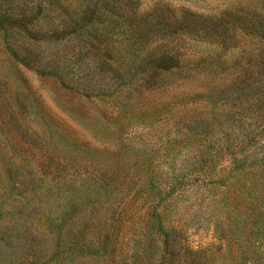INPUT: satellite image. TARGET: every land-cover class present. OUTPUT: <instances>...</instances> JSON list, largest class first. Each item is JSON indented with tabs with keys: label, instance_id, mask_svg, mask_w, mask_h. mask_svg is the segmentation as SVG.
<instances>
[{
	"label": "rangeland",
	"instance_id": "374dc122",
	"mask_svg": "<svg viewBox=\"0 0 264 264\" xmlns=\"http://www.w3.org/2000/svg\"><path fill=\"white\" fill-rule=\"evenodd\" d=\"M260 151L264 0H0V264H264Z\"/></svg>",
	"mask_w": 264,
	"mask_h": 264
},
{
	"label": "trees",
	"instance_id": "16d2710c",
	"mask_svg": "<svg viewBox=\"0 0 264 264\" xmlns=\"http://www.w3.org/2000/svg\"><path fill=\"white\" fill-rule=\"evenodd\" d=\"M180 66L173 64L169 66V69L179 68ZM230 159V160H229ZM230 165L220 164L214 166L212 169L211 166L206 165L200 171L198 175V184H193V189L196 191V197H192L194 199H203L206 201L207 206L211 207V211L213 208L218 211L221 209V205L223 206L226 217L221 220L216 219V222L222 221L225 223L224 225L227 227V236L229 237V232L232 227V222L235 223V220H232V204L235 194L238 195L243 193L242 188L246 184H250L248 180L245 182L238 184L237 181L241 180V174L244 173L246 169H256L264 161L263 151L260 152H252L246 156H237V154H230L229 158ZM233 171H240V175H235ZM244 179V178H243ZM152 185V184H151ZM150 185V186H151ZM149 186V185H147ZM149 186V187H150ZM246 186H245V188ZM152 188L150 190L145 191V195L148 197L152 193ZM191 197V198H192ZM231 220V221H230Z\"/></svg>",
	"mask_w": 264,
	"mask_h": 264
}]
</instances>
